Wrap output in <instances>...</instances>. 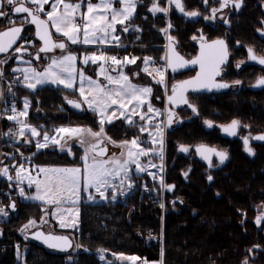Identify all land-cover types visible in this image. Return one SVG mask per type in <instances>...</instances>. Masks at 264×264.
Instances as JSON below:
<instances>
[{
    "label": "trees",
    "instance_id": "1",
    "mask_svg": "<svg viewBox=\"0 0 264 264\" xmlns=\"http://www.w3.org/2000/svg\"><path fill=\"white\" fill-rule=\"evenodd\" d=\"M182 1L189 9L198 10L202 5V0ZM153 2L160 7L164 0L138 2L139 16L146 14L140 43L158 46L163 43L158 28L161 24L164 26V20L161 21L160 12L155 19L152 17L149 9ZM175 18L173 16L175 27L170 29V35L179 36L182 45H187L189 27L177 23L180 22L177 14ZM158 47L147 48V51L161 57L163 50ZM71 49L79 54L83 48L76 45ZM81 66L92 73L93 64ZM146 85L152 88V100L156 102L161 88L151 81ZM13 88L18 107H21V97L30 98L27 121L41 130L52 131L59 125L87 127L94 131L101 127L93 113H77L66 106L65 99L73 96V91L51 85L35 91L17 84ZM61 105H64V111H61ZM197 105L195 117L187 112L184 114L186 121L165 132V181L174 188L171 194L165 191L162 213L149 204L146 193L139 188L123 199L80 202L78 224L72 229L80 249L63 252L23 236L20 231L30 220L38 219L43 204L23 200L15 193L17 211L1 224L2 240L9 246L0 248V264H107L94 252L100 249L110 253L146 254L150 261L160 259L161 264H244L245 260L247 264H264V221L259 226L254 222V217L264 212V154H261L260 161L248 165L241 164L234 157L230 165L209 172L203 162L180 152V145L192 148L194 144L205 142L203 119L207 105L202 96ZM130 126L120 120L103 125L110 134L105 133L108 138L118 141L123 138L112 135V132L122 137ZM27 147L26 153L35 151L33 145ZM82 152L76 143L67 148L51 145L37 149L32 159L40 165H70L78 162ZM208 176L213 179L209 181ZM140 177L144 176L132 175L137 180H142ZM110 194L108 192L107 196ZM147 231L160 232L161 242L154 241ZM16 239L20 242L19 251L12 246Z\"/></svg>",
    "mask_w": 264,
    "mask_h": 264
},
{
    "label": "snow or ice",
    "instance_id": "2",
    "mask_svg": "<svg viewBox=\"0 0 264 264\" xmlns=\"http://www.w3.org/2000/svg\"><path fill=\"white\" fill-rule=\"evenodd\" d=\"M9 5H15L12 9L13 12L19 13H27L31 17V23L36 25L37 31L36 35L39 37L40 40L44 42V46L39 49L40 52L50 51L52 48H65L64 42L55 43L51 41V33L47 31L46 27L44 31H41L42 26H46L48 22H51V26L55 29L57 33H61L68 38L73 44L80 42L76 37L77 34L81 31L78 24L74 23L75 13L81 7L79 4H71V3H64V0H57L56 3L52 4V10L47 12V21L42 20L39 18V13L42 12L43 5L48 4L49 0H6ZM30 2L32 5L36 6L35 9H30L26 6V3ZM139 0H120V3L123 5L121 9H115L112 7L110 0H102L104 3L105 11L111 12L110 20L107 18L106 15L101 14L99 18L97 17V13L95 11L97 6H94L91 3H88V13L82 14V17L86 18V22L83 28V36L84 39L82 43L84 44H91V43H105L108 39V36L111 33L108 32V29H112V32H115L114 25L116 23L124 24L126 20L132 18L136 6ZM170 3H174L176 8H178L181 12H184V7L181 3V0H169ZM207 3V0H204ZM230 0H221V8L226 7L229 4ZM232 3L235 4V7L239 9L241 7L242 0H231ZM63 5V11H58V6ZM150 11L155 14L157 12H167L168 9L159 7L156 3H153ZM216 10L214 9L213 12ZM8 13L0 10V17L7 16ZM185 15L187 16H197L199 15L198 12H186ZM122 17V18H121ZM119 18V19H118ZM227 23V21H225ZM171 27V25H169ZM63 29H67V31H63ZM128 29L125 28L124 31ZM22 28L21 27H12L10 29L5 30L4 32H0V53L8 52L9 48L16 42L17 38L20 37ZM162 31H167V29H163ZM98 33H102L103 35H97ZM264 34V33H262ZM115 41H119V37H113ZM171 40L172 38L169 37ZM215 49L216 51L212 54V56L208 59V63L211 66V70H206L205 67V59L204 53L202 51V57L197 58L196 60L191 61V63H200L201 64V73L197 74V77L193 80L183 81L179 85H173L172 88V95L168 97V100L175 103H183L188 104V101L183 96V91H185L188 87L193 88H206V87H216V88H227L229 87L226 83L216 84L212 81V77L219 75V72L216 70L219 64L223 63L224 60L227 58V48L223 40H216L213 41L212 44L209 45H202V49ZM23 45L20 48L16 49V52L26 51ZM249 58L253 61H258L259 64L264 65V57L257 58V56L253 53V49H248ZM39 59V56L36 57ZM135 57L132 59L125 58L127 63H135ZM168 60V66L173 68V71L176 70L178 67H184L187 62L183 61L181 57L178 55L175 57V62L171 56L165 57ZM76 57L69 54L65 55L59 60L52 59L51 63L44 69L43 72H38L35 68L28 67L23 69L24 73V81L26 82L25 86L30 89H35L38 85H44L47 83L51 84H58L63 85L65 88H72L73 87V79L76 69L74 67ZM89 60L92 63H96L98 60H111L117 65L121 63V61L115 57H105L103 55L97 56L92 54L91 56H86L84 63H88ZM151 61L150 57L144 58V63L147 65ZM6 63L5 60H0V64ZM240 65L238 64L237 67ZM18 70V69H17ZM147 71V68L143 69ZM155 71L159 75V79L156 81L157 83H164V73L160 69H155ZM2 75V72H0ZM81 85L85 80L84 73L81 71L79 73ZM106 79L109 82V85H114V87H108L105 85H101L91 78H88V83L90 85V92L88 95H85V90L83 86L80 88V94L83 97L85 103L88 104L89 108H93L97 110L101 114L100 120V130L98 132L93 131L90 128H67L61 127L57 128V133L67 134L68 137L72 136H82L84 134L90 135L93 138H96V143L90 145L92 150H95L100 145L99 137H101L104 133V123H105V116L107 112L110 110L112 105L119 104V107L124 111L120 112V115L123 116L130 124L134 123L132 120V116L137 115L135 109L140 105L145 103V97L147 94H150L152 89L147 86H137L131 83L128 76L121 73V75L117 77L107 76ZM236 84H239L240 81H236ZM264 86V77H260L257 79L256 84L254 87H262ZM25 110L20 111L17 113L15 105L12 107V112L14 115L8 117L9 120H16L17 123L22 125L20 130V134L23 135V129L29 127L24 121L18 120V116H26L27 115V107L28 101L25 100ZM68 103L73 104L75 107L79 108L80 104L74 101H68ZM189 107L192 108L193 112H196L195 106L188 104ZM153 111H158L153 109L151 104H148V112L151 113ZM128 112H131V115H127ZM115 118V114L113 116L108 117L107 122L111 123L112 119ZM141 120H147L149 117L147 114L140 115ZM168 123H173L172 116L170 115L168 118ZM208 126H212L211 122L205 121ZM239 121L233 120L229 125L223 127V131L228 133L229 135H235L237 126L239 125ZM247 127V126H245ZM157 129L160 131L162 135V129L160 126L157 125ZM33 136L38 135L36 128L30 129ZM141 132L147 131V128L144 126L140 127ZM152 135V134H150ZM49 135L47 133L44 134V139L47 141L49 139ZM111 138H109L110 140ZM257 140H264V135H259L255 137ZM53 143H60L56 137H51ZM115 143L114 141H112ZM141 142L139 137H134L131 141H122L120 142L119 146L121 148H127V159L120 163L119 161H95L92 164L85 163L84 170H83V185L85 189L89 187H95L97 193L101 197H104L105 191L110 187L108 177L118 175L117 169L123 172L125 177H128V164L134 163L136 166L137 172L145 171V168L139 163L140 156H146L149 154L151 149L145 150L140 146ZM244 145L245 150L252 154V149L248 146V138H244ZM38 148L47 147V144H37ZM203 148V152L201 154L204 156L205 159H209V156L205 153H215L216 156L219 157L220 162L223 163L224 160L227 158V153L222 151H216L215 149H207L204 146H201L197 149V151H201ZM182 151H187V148L181 147ZM98 155L103 154V150ZM121 155L123 156L124 153L122 152ZM87 160V156L84 157ZM107 163H111L114 165L113 168L109 169L105 165ZM211 166V165H210ZM23 171L21 166L20 169L17 170V179H22L20 173ZM41 172L46 174V179L44 181L36 180L34 183L36 184L37 194L33 199L40 200L47 204L58 205L64 202L65 193H69L70 195H76L79 185H80V168H53V169H45L41 168ZM8 169L2 168L0 169V175H7ZM187 175V173H185ZM9 179H12L9 177ZM29 182L33 183L31 177H28ZM130 179V178H129ZM207 179L211 181L213 179L212 176H208ZM131 187V183L128 185ZM171 189V186H169ZM20 196H24V190L20 189ZM70 198V196L68 197ZM115 199V196H113ZM11 208L15 210V204L11 205ZM59 213V209L52 212V215L55 216ZM8 213L4 207H0V215L6 216ZM260 217L257 218V222L260 221ZM35 222L29 221L28 224L24 225V229L31 227ZM64 223H61V227H65ZM23 230V229H22ZM36 238L40 239L43 238L44 243L48 244L49 247L55 248L59 247L61 243L65 246L68 245V239L66 237H59L53 235L44 236L42 233H36ZM103 258V257H101ZM121 258H125L121 255ZM126 259L129 260H136V257H127ZM244 264H247V260L244 261Z\"/></svg>",
    "mask_w": 264,
    "mask_h": 264
},
{
    "label": "rangeland",
    "instance_id": "3",
    "mask_svg": "<svg viewBox=\"0 0 264 264\" xmlns=\"http://www.w3.org/2000/svg\"><path fill=\"white\" fill-rule=\"evenodd\" d=\"M149 1H154V0H149ZM56 2H57V0H49V3H48L49 6H48V4L43 5L44 10L42 12H40L39 15L42 14L44 16V18L46 19V21H47L46 13L52 10L51 6L53 3H56ZM110 2L112 4V7L115 9H121L123 7V5L120 3V0H110ZM64 3L81 5V7L76 11L75 19H74V23L78 24L80 29H81V31L77 34V37H76L80 42L73 44L70 40H68L67 37H65L62 34V32L57 33L55 31V29L51 26V22H48V23L50 25V28H51V31L53 34L64 37L65 40H63V41L65 42V44L67 46H71V45L76 46L78 44H81L83 39H84L83 28H84V24L86 22V18L82 17V14L88 13V3H91L94 6H97L95 11L97 13L98 18L101 14L106 15L109 20L111 18V12L105 11V6H104V3H102V0H78L75 2H72V1L67 2L64 0ZM153 3H155V2H153ZM153 3H152V5H153ZM26 5H29L30 7H33L34 9L36 7V6L32 5L30 2H27ZM138 5H139V3L137 4V6ZM137 6H136V10H135L131 19L126 20L124 22V24L116 23L114 25L115 32H112V29H108V32L111 33V35L108 36V39L105 43H100V42L91 43V44L82 43L83 45H80L83 48L87 47L89 51H90L91 47H93L94 45H98L100 47V49L102 50L101 51L102 53L104 51H106V48H108L107 53H109L110 56H112V54L114 52H116L117 50H129L130 49V50H132L133 53L140 55V59L138 61H136L135 63H127L124 60V61H121V63L119 65H117L113 61H110V64H115L117 66H120V65L124 66L125 65L124 68L122 67L123 69H116V70L112 71L109 68V64H107L106 62L104 63L101 60V63L96 67L94 74H92L90 71H88L87 69H84L81 66L82 63L84 64V57L79 56V58H78L77 51L73 50L71 48L66 47L63 51H61L57 54L43 53L42 55H40L41 57L39 58L38 61L33 60L31 58L32 54L34 53V48L29 49V47H26L25 49H27V50L21 51V52H16V49H17L16 48V49H14L13 52L11 51L12 53H9L7 56L0 57L1 58L0 60L6 61V63L0 64V72H2V75H0V78H1V76L5 77V75L9 74L10 71L12 73H15V74L18 72H21L23 74V77H24L23 69L28 68V67L35 68L38 72H43L44 69L51 62L47 65L41 66L42 58H44V59L46 58L47 60L52 61V59L59 60L63 56L71 54V55L76 57L75 64H74L76 72L74 74V79L72 81L73 87L69 89V88H65L63 85L51 84V83H47L44 85L61 86V88H64V89H67L70 91H76L79 94H80V88H81V86H83V88L85 90V95H88L90 92V85L88 83V78H91V80H93V81H95L101 85H105V86H108L111 88V87H114V85H109V82L106 79V77L110 75V76L118 78L121 75V73H123L124 75L128 76L129 80L134 85L143 87V86H146L145 83L147 81H151V82L157 84L159 87L163 88V90H165V80H167V74H165V70L160 69L164 73V83H157L156 81L159 79V75L155 71V69H157V68H150L148 66V64L146 65L144 63L145 57H150L151 60L159 59V57H156L153 53L148 52L147 48H158L159 49L158 46H160L162 48V43L158 46H156L155 43H145L143 41H142V43H140V40H141V38H143L142 36L144 34V32L141 31L140 32V38L136 42V45H134L132 47L125 46V44H129V42L132 41L134 33L131 32V28L133 27L134 24L141 23L143 28H144V20L145 19L141 18V16H139V12H137ZM11 7H12V5H9L8 3L6 5H3V1L0 0V10L8 13V15L3 17V19L0 17V28L2 26H6L9 22H11V20H8L10 12H11ZM160 7L166 8V9H168V11L166 13L160 12V13H162V14H160V17H161V21H162V19L164 20V26H163V24H161V26L158 28V31L161 32L163 29L167 28L166 35H169L170 34V32H169L170 20L168 18V14L176 15V13H175V7L176 6L174 3H170L169 0H164V2H161ZM58 11H63V5L62 4L58 6ZM151 15L154 19L159 16V14H157V13H155V14L151 13ZM18 21L26 22V17H20L18 19ZM125 28H128V30L124 31ZM27 31L32 32V28L27 27ZM63 31H67V29H63ZM97 35L102 36L103 34L98 33ZM114 36L119 37L118 42L113 39ZM114 45H116V47H113ZM185 48H186V45H182V43H181L180 46L177 48L178 49L177 51L180 53V51L182 49L185 50ZM198 49H199V47H198ZM198 49H197V51H198ZM143 54H145V55H143ZM100 55H102V54H99V56ZM78 59L80 60V64H79ZM9 64H10V66H9ZM88 64H92V62L89 60ZM8 66H9L10 70L8 69ZM145 68H147V71L143 70ZM81 71L84 73V77H85L83 85H81V80H80V75H79V73ZM134 75H136V76H134ZM25 84H26V82L24 81V78H22V80L17 83V85H19L23 88H26L30 91H35L37 88L44 86V85H38L35 89H30V88L26 87ZM8 89H9V91H7L6 94H11V93L13 94V89H12L11 85L8 86ZM0 90H1V84H0ZM163 90L161 89V93H159L160 95H158L156 102H153V100H152V96H153V90H152L151 94H150L152 103H150V99L148 98L149 94H147L145 97V103L140 105L139 107H137L135 109L137 115L132 116V120L134 123L130 124L132 126L129 127L130 128L129 133L133 132L132 137L129 136V133H128L129 128L125 131L126 134L122 135V137L118 136L112 132V135H114L116 137L123 138L121 140V142L125 141V140L131 141L134 137H139L140 142H141L140 146L142 148H144L145 150L151 149L152 151H149V154L146 156H140L139 157V163L145 168V171L137 172L135 164L130 162L128 164V177H125L123 172L120 171L119 169H117L118 175L109 176L108 180H109L110 187L107 189V191H105L104 197H101L99 195V193H97L95 187H89L88 189L84 188V185H83L84 165H85V163L90 165L94 162V160L97 162H99V161H106L107 162V161L115 160V161H119L120 163H123V161L125 159H127V148L119 147V150L117 153H114V154H111L107 157H102V158L93 157L88 151H86L83 148L84 151L81 154V159H82L81 164L80 165L77 164L76 165L77 167L76 166L51 165V164L40 165V164L33 162L34 160L32 159L36 150L42 149V148L37 147L38 143H40V144L46 143L47 146L59 145L58 143L52 142L51 137L54 136V137H56L57 140L60 141V143L64 144V146L62 148L67 147L71 143L81 144L83 147V143L86 142V140L89 139L91 136L84 134L82 136L68 137L67 134L57 133L56 129L61 128V127L74 128L73 126L59 125L58 127H53L52 131H49L48 129L41 130L39 126H36V125L27 121V118H26L27 115L17 117L18 120L24 121L29 126V127L23 129V135L26 134L27 138L29 139V142L31 143L30 145H33L35 147V151L25 153V155H24L25 159H22V161H21V162H23V164H18L17 167L14 168V170H13L14 174H15L13 179L15 180V184H16L15 193L19 194L20 189L22 188L24 190V196L21 197V199L31 201V202H33V201L39 202V203L43 204V206L41 208L42 211L40 210V214L38 216V219L32 220L35 223L31 227H29L25 230L23 229L20 231L23 234V236L24 235L27 236V233L31 232L32 230H35L37 228H41L42 230H45V231L51 229V230L57 231L59 233L60 232L65 233L67 231V233H71L70 235H72L73 239H75V232L72 229L76 228L77 224H78L80 202H102V201H106L108 199H110V200H116V198H122L123 199L129 193L133 192V190H135L136 188H137V190L139 188L140 191L143 193L150 192V193L155 194V195H157V191L159 190V194H160V196H162V204L160 206H162V208L164 210L165 204L163 201H164L165 196H164V194L161 193V191L162 192L164 191V188H165L164 186L167 183V181H165V172H166V167H165V159H166L165 131L167 129H170V128H167V127H166V129L163 128L162 122L157 124L160 126V129H162V135H161L160 131L157 129V125L151 124V121H150L151 118H153V116H157L158 118H160V116H161L160 114L162 112L159 109H162L164 107L163 102H162V98L164 101V95H163L164 91ZM12 96L14 97V94ZM79 99L81 100V102H83L86 109H91V110L95 109V106L93 108H89L88 104L84 102L81 94L79 96ZM25 100L28 101V107L26 109L27 114H28L29 106H30V98L26 97V96H23L20 98L21 107H19V112L25 110V103H24ZM149 103L151 104L153 109L158 110V111H153V112L149 113L148 112V104ZM60 109H61V111L62 110L64 111L65 110L64 105H61ZM94 111L97 112L98 117L101 120V114L97 110H94ZM121 111H124V110L119 107V104L112 105L110 110L107 112V114L104 118H105V120H107L108 117L113 116V113H114L115 118H122L125 122L129 123L123 116L120 115ZM141 114H147L149 119L141 120L140 119ZM127 115H131V112H128ZM115 125H118V123H116ZM17 126L21 130L22 125L20 123H17ZM141 126L146 127L147 131L141 132L140 131ZM33 127L36 128V130L38 132V135H36V136H33L32 132L30 130ZM98 129L100 130V127H98ZM45 133H47L50 137L47 141H45V139H44ZM105 133L108 134V136H110V134L107 132L106 128H104L103 135L107 136ZM150 134H152V135H150ZM19 138H22L21 135ZM108 149L113 150L109 146H108ZM117 149L118 148H116L114 150H117ZM122 152L124 153L123 156L121 155ZM85 156H87V160L84 159ZM21 166L23 168V171H21V173H20L22 179L18 180L16 174H17V170L20 169ZM105 166L108 167L109 169L114 167V165L111 163H107ZM41 168H45V169L80 168L81 169V173H80L81 179H80V185H79L77 194L76 195H70L69 193H65L64 202L60 203L58 205L47 204V203H44L40 200L33 199L32 197H35L37 194V188H36V184L34 183V181H36V180L44 181L46 179V174L40 171ZM132 175H135V176L143 175L144 177H140V179H142V180H139V179L137 180L136 178H132ZM29 176L31 177L33 183L29 182V179H28ZM129 183H131V185H132L131 187L128 186ZM108 192L111 193L109 196H107ZM69 196H70V198H68ZM113 196H115V199H113ZM147 201L154 208L153 204L149 200H147ZM57 209H59V213L57 215L53 216L52 212L56 211ZM61 223H64L66 226L61 227ZM26 224H28V223H26ZM262 232H263L262 235L264 237V226H263ZM148 235L154 241L161 242L160 232L154 233V232L148 231ZM76 248L80 249L78 244L76 245ZM94 252L97 255V257L99 258V260H101L103 263H107V264L108 263L161 264L160 259L153 260V261H150V260L139 261L138 257L140 255H136V254H124V253H116V252L110 253V252H104V250H101V249L100 250H94ZM121 255L125 258L122 259ZM101 257H103V258H101ZM127 257H136L137 259L136 260H129V259H126Z\"/></svg>",
    "mask_w": 264,
    "mask_h": 264
},
{
    "label": "flooded vegetation",
    "instance_id": "4",
    "mask_svg": "<svg viewBox=\"0 0 264 264\" xmlns=\"http://www.w3.org/2000/svg\"><path fill=\"white\" fill-rule=\"evenodd\" d=\"M181 3L184 7V15L179 14L178 8L175 7V13L180 16V22L177 23L186 25L189 29L186 48L185 50L182 49L180 54L184 58L190 59L196 55L200 45H209L213 41L223 40L227 48V58L223 63L219 64L216 69L219 75L213 76L212 81L216 84L226 83L229 87H206L207 90L204 92L188 90L186 99L188 104L195 106L196 112H193L192 108L188 107V104L169 108L168 102L166 101L165 104L162 98L164 109L167 112L169 109H173L174 119L169 128L186 121L187 118L184 117V114L187 112L191 117H195L198 112L197 100L201 96L207 105L203 119L205 142L194 144L192 148L180 145L187 148V151L178 149L185 155H189L190 158H197L206 166L208 165L210 172L230 165L234 157H237L240 162L244 160L241 164L246 165L248 163L252 164L255 160L260 161L261 154H264V140H257L255 137L264 135V86L254 87V85L258 78L264 77V65L259 64L258 61L251 60L248 49L252 48L258 59L264 57V34H262L264 33V0H242L239 9L235 7L231 0L223 8H221V0H207V3L202 0L201 8L198 10L189 9L182 0ZM214 9L216 10L215 12H213ZM192 11L198 12L199 15L188 19L185 13ZM173 16L176 19L175 15L169 14V25H171L169 32L171 28L175 27ZM162 36L165 37L164 34ZM170 37L173 39L176 50H178L177 48L182 43L181 38L173 34ZM204 49L205 67L206 70L210 71L211 66L208 63V59L216 50ZM238 64L240 65L239 67H237ZM198 67L201 68L200 63L183 71L174 73L167 71L165 90L160 87L164 91L163 95L167 96L171 93L173 85H179L184 79L193 77L198 71ZM236 81H240V83L236 84ZM233 120H237L240 123L237 126L236 134L229 135L223 131V127L229 125ZM205 121L211 122L212 126H208ZM244 138H248V146L252 149V154L245 150ZM99 140L100 145L98 147L109 144L108 146L113 149H108L105 157L118 152L119 148L117 150L114 149L120 147L121 141L113 138L109 140L104 135L99 137ZM215 140H218V142L213 143ZM96 142V138L92 137L83 143V147L81 144H76L89 152L92 151L90 145ZM196 145H205L217 151L226 152L227 158L223 163L220 162L219 157L215 154L211 155V157L208 154L209 162L205 158L199 159L194 151ZM59 147L62 148L60 145ZM242 158L243 160H241ZM263 221L264 219L260 222V225Z\"/></svg>",
    "mask_w": 264,
    "mask_h": 264
},
{
    "label": "built area",
    "instance_id": "5",
    "mask_svg": "<svg viewBox=\"0 0 264 264\" xmlns=\"http://www.w3.org/2000/svg\"><path fill=\"white\" fill-rule=\"evenodd\" d=\"M6 0H3L5 2ZM144 17V15H143ZM3 19V17H1ZM19 17L10 14L8 20H11L7 25L14 23L16 20H18ZM143 26L141 23L134 24L131 28V32L134 33L132 41L129 42V44H125V46L132 47L136 45V42L140 38V32L142 31ZM139 32V33H138ZM166 36V35H165ZM23 45L24 48L29 47V49L34 48V51H36L37 47L35 45V40L32 36V34L28 31H23L20 35L19 42L17 44V48H20ZM91 54H95L99 56L101 53V49L99 46H94L91 49ZM112 56L117 57L119 60L128 58L132 59L133 57L138 58V55L132 52V50H124L120 51L117 50L112 54ZM111 56V57H112ZM50 63V60L43 59L42 65H47ZM149 67H156V68H162L165 67V64L161 62L160 60H151L148 63ZM23 78V74L21 72L18 73H12L8 74L6 76L7 81H20ZM3 82V81H2ZM6 83V81H4ZM3 82V83H4ZM1 83V85H3ZM15 105V108L17 110L15 101L4 94V88L1 86L0 90V169L7 168L8 172L7 175H0V207H4L7 211V215L3 216L0 215V248L5 249L9 244L7 242H4L2 240L3 234L1 230V224L5 220H7L14 211L10 208V201L14 198L11 194V191L13 190V185L10 182L12 178L13 173L12 170L16 164H18L19 160L21 161L24 158V150L20 148L19 143L24 142L23 138L20 137V128L17 126L16 120H9L8 117L11 115H14L12 112V107ZM18 113V110H17ZM153 124L160 123V118L155 117L152 118ZM22 137V136H21ZM147 199L153 204V206H159L162 204V196L155 195L152 193L147 194ZM148 233V231H147ZM156 239V238H155ZM12 246L19 250L20 249V242L16 239L12 242ZM147 256L144 254L139 261H147Z\"/></svg>",
    "mask_w": 264,
    "mask_h": 264
},
{
    "label": "water",
    "instance_id": "6",
    "mask_svg": "<svg viewBox=\"0 0 264 264\" xmlns=\"http://www.w3.org/2000/svg\"><path fill=\"white\" fill-rule=\"evenodd\" d=\"M14 6H15V5H14ZM14 6H13V7H14ZM26 6H27V5H26ZM27 7H29V6H27ZM29 8L32 9L31 7H29ZM12 9H13V8H12ZM12 12H13V11H12ZM13 13H14V14H17V13H15V12H13ZM179 13L184 15V12L179 11ZM19 14H25V15H26V17H27V24L30 25V26H32V28H33V32H34V36L36 37V39H37L38 42H39L38 51H37L35 54H33V59L36 60V59H37L36 57L39 55V53H44V52H40V51H39V49H40L41 47L44 46V42H43L42 40H40L39 37L36 35L37 28H36V25H35L34 23H31V22H30V21H31V17H30L27 13H19ZM38 15H39V14H38ZM39 18L42 19V20H45V21H46V19L43 18V17H41L40 15H39ZM187 18L189 19V18H191V16H188ZM12 27H21L22 30H23V28H24V26H23L22 24H16V25H12V26H9V27H6V28H3V29L0 30V32H4L5 30L10 29V28H12ZM45 27H46L47 31H49V32L51 33L50 28H49V24H47L46 26H42L41 31H44V30H45ZM18 39H19V38H17L16 42L12 45L11 48H9L8 52H6V53H0V56H1V55H5V54H8V53H9V52L15 47V45H16L17 42H18ZM51 41H52V42H55V43H59V41H57V40H55V39L53 38L52 34H51ZM60 42H62V41H60ZM53 49H54V48H52L50 51H52ZM202 51H203V53H204V52H205V49H202V45H200L197 54H196L194 57L190 58V59H186V58H184V57H183V56H182V55L176 50L175 45H174V42H173V39H171V40L169 39V45H168L167 53H166V56H164V57L162 58V60H164L165 57L171 56V57L173 58V61L175 62V57L178 55L179 57L182 58L183 61L187 62V63L185 64V66H184V67H178V68H176L175 71H173V68L168 66V60L166 59L167 69L169 70L170 73H174V72H177V71H183V70H186V69H188V68H192V67L196 66L197 63L193 64V63H191V61L196 60L197 58H201V57H202ZM46 52H49V51H46ZM113 69H115V68H113ZM198 73H201V68H199V67H198V71L196 72V74H195L193 77H191V78H189V79H184L183 81L193 80L194 78L197 77V74H198ZM183 81H182V82H183ZM180 83H181V82H180ZM180 83H179V84H180ZM188 90H189V91H190V90H194V91H198V92H204L205 90H207V88H193V87H188L185 91H183V96H184L185 99H186V92H187ZM171 95H172V91H171V93H169L168 96H167V102H168V104L170 105L169 108H172L171 106H173V107H178V106H181V105L183 104V103H175V104H173L172 102H170V101L168 100V97L171 96ZM186 100H187V99H186ZM68 101H74V102H76V103H79V104H80V107L77 108V107H75L73 104L68 103ZM65 104H66V106H67L69 109H71V110L74 111V112L82 113V112L84 111L83 103H82L81 100L78 99V98H75V97H67V98L65 99ZM188 107H189V106H188ZM190 108H191V107H190ZM172 110H173V109H169V110H168V113H167V116H166V127H167V128H169V126H170V124L168 123V118H169V116L171 115V116H172V119H174V115H173V113H172ZM201 146H204V148H207V149H213V148L206 147L205 145H196V146L194 147V151L196 152V155H197V157H198L199 159H203V158H204V156L201 154V152H203V148H201V151H197V149L200 148ZM181 147H182V146H179V149H181ZM101 150H103V154H102V155H98L97 153H100ZM107 151H108V146L104 144V145H102V146H100V147H97L95 150L89 151V153H90L93 157H96V158H102V157H105V156L107 155ZM216 151H217V150H216ZM205 154H206V155L210 154V157H211V155H213V154H215V153H205ZM206 160H209V159H206ZM169 186H171V189L169 188ZM173 188H174V185H173V184H167V185L165 186V190H166V192L169 193V194H171V192L173 191ZM12 204H13V202H11V205H12ZM258 217L261 218L259 222H257V218H258ZM263 219H264V212H262L260 215H257V216L254 218V221H255L256 225H260V222H261ZM36 233H42V234H44V236H47V235H53V236H59V237H66V238L68 239V245L65 246V245H63V244L61 243V245H60L59 247H55V248L49 247L48 244L44 243L43 238H40V239L36 238V235H35ZM27 236H28L29 238H31L32 240H34V241H36V242H38V243H40V244H43V245L46 246L47 248L54 249V250H58V251H63V252H65V251L74 250V249L76 248V242H75L74 239H73L69 234H67V233H61V232L59 233V232H56V231H53V230L45 231V230H42L41 228H37V229L32 230L31 232L27 233Z\"/></svg>",
    "mask_w": 264,
    "mask_h": 264
},
{
    "label": "crops",
    "instance_id": "7",
    "mask_svg": "<svg viewBox=\"0 0 264 264\" xmlns=\"http://www.w3.org/2000/svg\"><path fill=\"white\" fill-rule=\"evenodd\" d=\"M65 1H67V2H69V0H65ZM78 1V0H77ZM72 2H75V1H72ZM27 4V3H26ZM47 5V4H46ZM27 6H29V5H27ZM48 6H49V4H48ZM47 8V7H46ZM32 9L34 10V8L32 7ZM41 16L42 17H44L42 14H41ZM49 24V23H48ZM49 28H50V25H49ZM50 31H51V28H50ZM51 34H52V36H53V38L55 39V40H57V41H62V42H64L63 40H65L64 39V37H62V36H59V35H56V34H53L52 33V31H51ZM65 43V42H64ZM80 45H83L82 43L81 44H78V46H80ZM75 45H71V46H67L66 44H65V48L66 47H68V48H72V47H74ZM95 46V45H94ZM81 47V46H80ZM64 48V49H65ZM83 48V47H82ZM63 49V50H64ZM107 49L108 48H106V51H104L103 52V56H105V57H111L110 56V54L109 53H107ZM63 50H60V48H54L52 51H49V52H44V53H55V54H57V53H59V52H61V51H63ZM84 53V54H83ZM92 54H90V52H89V50H88V48L86 47V48H83L82 49V51L78 54V58H79V56L81 57V56H83L84 57V60H85V57L86 56H91ZM79 60V59H78ZM80 61V60H79ZM104 63L106 62L107 64H109L110 63V61L111 60H102ZM101 63V60H98L96 63H92L93 64V69H92V74H94V71H95V69H96V67L99 65ZM85 65L87 64V63H84ZM83 63H82V65H84ZM113 65H115V64H113ZM130 65V64H129ZM92 66V65H91ZM119 69H123L124 67H125V65L123 66V65H120V66H117ZM123 67V68H122ZM109 68L112 70V71H114L112 68H111V66H109ZM133 75V74H132ZM134 76H136V75H134ZM146 84V83H145ZM147 86V85H146ZM59 87H61V86H59ZM147 87H149V86H147ZM8 91H9V89H8ZM73 96H75L76 98H78L79 99V96H80V94L79 93H77L76 91H73ZM72 96V97H73ZM149 99H150V94H149V97H148ZM149 101V100H148ZM83 103V102H82ZM83 106H84V104H83ZM85 111H89V112H91V113H93L95 116H96V119H97V121L100 123V119H99V117H98V114H97V112L96 111H94V110H91V109H86V107L84 106V112ZM117 120H120V121H123L124 123H126V124H129L130 125V123H127V122H125L122 118H114V119H112V122H114V121H117ZM104 124H108V122H107V120H105V123ZM75 128V127H74ZM80 128H85V129H87V127H80ZM94 131V130H93ZM95 132H98V131H95ZM90 138H92V136L90 137ZM60 146H64V144L63 143H58ZM71 144H73V143H71ZM75 144V143H74ZM81 155L79 156V158H78V162H76V163H74V164H70V165H68V164H65V165H62V164H58V165H62V166H76L77 164H81ZM77 167V166H76Z\"/></svg>",
    "mask_w": 264,
    "mask_h": 264
},
{
    "label": "bare ground",
    "instance_id": "8",
    "mask_svg": "<svg viewBox=\"0 0 264 264\" xmlns=\"http://www.w3.org/2000/svg\"><path fill=\"white\" fill-rule=\"evenodd\" d=\"M149 11H150V9H149ZM177 11H178V13H179L180 10L177 9ZM179 14H180V13H179ZM143 15L146 16L145 13H144ZM143 15H142V18H143ZM195 17H196V16H194V17L191 16V18H195ZM198 50H199V49H198ZM197 52H198V51H197ZM165 129H166V126H165ZM165 132H166V131H165ZM241 160H243V158H242ZM243 161H244V160H243ZM243 161H241V162H243ZM208 162H209V160H208ZM206 167H207V170L209 171V167H208V165H207ZM209 172H210V171H209ZM211 183L213 184V182H211ZM214 183H216V182H214ZM154 207H157V208L159 209V212H161V213L163 212V208H162V206L159 205V206H154ZM254 218H255V217H254ZM254 222H255V221H254ZM255 224H256V223H255ZM257 226H259V225H257Z\"/></svg>",
    "mask_w": 264,
    "mask_h": 264
}]
</instances>
